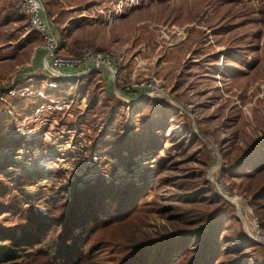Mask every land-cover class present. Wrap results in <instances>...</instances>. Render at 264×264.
Returning a JSON list of instances; mask_svg holds the SVG:
<instances>
[{
	"label": "rangeland",
	"instance_id": "1",
	"mask_svg": "<svg viewBox=\"0 0 264 264\" xmlns=\"http://www.w3.org/2000/svg\"><path fill=\"white\" fill-rule=\"evenodd\" d=\"M16 1H0V43L15 54L0 60V201L16 194L26 208L11 188L35 168L43 177L22 190L40 211L72 184L146 187L141 207L97 240L179 244L169 264H187L208 238L218 247L211 264H264L251 237L255 219L264 230V0H44L60 53L112 51L121 65L114 82L94 72L54 90L43 62L23 79L41 37ZM151 80L163 95L133 86Z\"/></svg>",
	"mask_w": 264,
	"mask_h": 264
},
{
	"label": "trees",
	"instance_id": "2",
	"mask_svg": "<svg viewBox=\"0 0 264 264\" xmlns=\"http://www.w3.org/2000/svg\"><path fill=\"white\" fill-rule=\"evenodd\" d=\"M43 174V170L35 168L27 175L16 176L11 192L23 191L24 202L29 204L26 208L20 207L21 201L18 204L16 194L4 203L0 201V264H21L18 260L24 254L33 256L35 260L43 257L45 264L170 263V256L179 244L156 245L149 250L145 244H127L123 236L97 240L102 231L130 218L141 207L138 200L145 194L146 187L94 184L82 189L72 184L67 199L61 195L53 196L46 211H40L30 201L35 196L22 190V185L26 181L35 183ZM7 193L6 183L0 185V197L4 198ZM23 198L19 197V200ZM55 210L58 213H54ZM7 212L17 220L14 226L5 223L7 218L4 214ZM201 245L200 253L187 264H205L207 260L211 264L218 253L217 244L213 245L206 238ZM255 245L264 250L263 245Z\"/></svg>",
	"mask_w": 264,
	"mask_h": 264
},
{
	"label": "built area",
	"instance_id": "3",
	"mask_svg": "<svg viewBox=\"0 0 264 264\" xmlns=\"http://www.w3.org/2000/svg\"><path fill=\"white\" fill-rule=\"evenodd\" d=\"M16 8L19 13L27 19V28L41 37V43L32 50L33 55L38 50L45 51L43 59V71L46 77L42 82L46 83L47 89L54 90L62 81L67 83L81 76H87L94 72H107L108 79L114 82L118 79L121 67L119 58L112 51H99L91 47H84L76 54H62L59 52L60 39L58 34L50 29L49 22L45 13L44 0H17ZM62 69H73L75 73H64ZM154 81L139 82L134 84L135 89L146 90L147 94L157 96L163 95V91L157 86H153ZM37 96L44 97L42 91L36 93ZM50 102L57 105V109L67 106L66 101L53 100ZM80 138V137H79ZM96 154V153H95ZM97 159L96 155H93ZM215 185L223 197H228V192L222 183L216 182ZM251 237L258 243L264 245V230L257 219L251 223Z\"/></svg>",
	"mask_w": 264,
	"mask_h": 264
},
{
	"label": "crops",
	"instance_id": "4",
	"mask_svg": "<svg viewBox=\"0 0 264 264\" xmlns=\"http://www.w3.org/2000/svg\"><path fill=\"white\" fill-rule=\"evenodd\" d=\"M15 1L16 0H13L14 5H15ZM4 10L5 9L3 8V4L0 3V13H3ZM49 26H50V29L52 31H54L55 33H57L56 31L58 30V27L55 24L49 22ZM27 36L24 35V34H21V37L20 38H28L26 40L29 41L32 37H27ZM6 43L5 42L4 43H0V60L1 61H5V60H8V59H12V56L15 55V54H10L8 56L6 55L7 54L6 53V50H7L6 47L7 46H5ZM44 57H45V51L44 50H38L34 55L31 54V56H30V63H26V65H25L26 67H24V70L21 73V74H24L25 75L23 79H33L34 78L33 76L35 75V72L39 69L40 66H42V62H43ZM16 58H17V55H16L15 59ZM61 71L64 72V73H75L76 72L73 69H62ZM103 73L107 74V72H103ZM26 84H28V85L29 84H32L31 83V80L30 81H26ZM30 86H32V85H30ZM137 90H139V89H137ZM137 95H138V93L132 94L131 97H134V96H137Z\"/></svg>",
	"mask_w": 264,
	"mask_h": 264
},
{
	"label": "water",
	"instance_id": "5",
	"mask_svg": "<svg viewBox=\"0 0 264 264\" xmlns=\"http://www.w3.org/2000/svg\"><path fill=\"white\" fill-rule=\"evenodd\" d=\"M224 199H226L229 202H232L231 198H229V197H224Z\"/></svg>",
	"mask_w": 264,
	"mask_h": 264
}]
</instances>
